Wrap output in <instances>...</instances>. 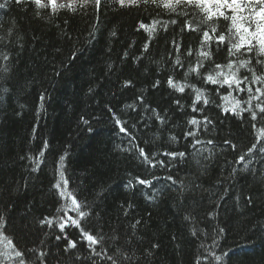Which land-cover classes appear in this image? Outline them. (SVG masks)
Here are the masks:
<instances>
[{"label": "trees", "instance_id": "trees-1", "mask_svg": "<svg viewBox=\"0 0 264 264\" xmlns=\"http://www.w3.org/2000/svg\"><path fill=\"white\" fill-rule=\"evenodd\" d=\"M106 17L101 15V32L108 33L111 25L117 34L115 37L110 33L101 36L98 32L96 39L100 42H94L92 50L88 44L94 22L91 8L84 18L71 17L67 26L57 17L36 19L31 10L26 13L15 5L0 10V47L9 41L14 42L15 48L23 45L16 63L21 84L10 105L5 98L0 107L3 128L0 132V181L21 189L19 194L27 199V207L36 220L33 228L24 233L13 228L0 229V264H13V260L8 259L7 240L26 251L34 250L35 254L28 252L32 257L30 264H40L36 259L40 252L53 258L51 264H73V257L62 253L66 243L63 237L67 233L70 239L78 238V230L69 225L65 233L59 231L56 217L63 216V212L58 210L70 201L60 198L52 186L60 178L59 157L65 152L68 153L64 168L67 191L77 199L88 197L90 202L89 191L99 190L93 186L102 185L108 193L100 215L81 221V225L95 233L94 225L99 222L109 246L114 243L111 237L132 232L143 245L152 242L161 245L156 250L159 255L151 264H197V261L200 264H264V233L257 227L264 226V168H261L259 157L252 163H248L247 157L245 162L239 161V155L254 142L257 130L264 129V121L258 120L253 129L245 114L244 122L224 119L223 123L217 122L214 131L210 126L205 132L202 124L197 130L195 125L188 123L193 116L202 120L208 115L219 121L223 108L232 107L235 100H243L246 95L236 92L229 95L227 89H221L217 95L210 91L212 86L209 85L206 94L210 110L192 113L194 94H190L189 89L181 95L164 91L163 79L159 89L153 90L151 83L170 73L181 83L200 87L194 74L183 75L188 64L195 63L196 40L184 41L192 46L193 57H186L182 47L181 60L185 69L173 71L167 56L169 48L163 42L164 33L158 26L149 47L152 55L144 54L139 62L133 63L147 38V34L134 30L135 13L127 16L108 12ZM143 19L149 22L147 16ZM56 25H60L65 34ZM76 48H89V51L83 59L72 62L77 66L65 75L64 62ZM125 51L129 53L127 59H123ZM219 62L225 61L221 58ZM56 70L61 71V76L55 75ZM126 79L133 81L132 88L123 87ZM90 87L94 89L92 93L88 92ZM41 94L45 96L43 109L40 108ZM139 96L144 97V105L139 103ZM173 96L181 98L184 111L169 103ZM109 108L126 122L128 132L136 137L134 143L144 148L150 158L154 156V163L163 159L165 168L158 164L151 168L141 163L142 158H136L138 153L130 143L131 136L119 133ZM152 108L166 110L164 125L152 116ZM82 118L89 120L90 125H83ZM89 126L92 132L87 131ZM187 131H196L195 137L186 140L184 133ZM172 136L177 139L171 140ZM194 139L205 143L193 148ZM208 139L214 143L208 145ZM224 140L236 143L237 149L232 150ZM44 141L48 142V148L40 157ZM164 151H186L187 155L184 160L177 158L170 163L169 158L162 155ZM28 157L40 160L36 173L31 172L33 163ZM233 168L236 169L234 175ZM169 175L176 180L175 185L166 179ZM136 176L153 183L151 186L138 185ZM129 180L133 187H122ZM25 182L26 188L23 187ZM81 188L85 190L81 192ZM249 195L254 198L252 204L245 203ZM129 203L133 208L128 209L129 215L125 217L121 205L127 208ZM24 210L25 205L21 203L18 216H23ZM213 211L217 213L215 219L209 215ZM69 215L74 213L69 212ZM43 216L53 218L52 227L39 225ZM136 219H140L141 224L132 229L131 224ZM220 227H224L225 232L213 247V237ZM57 235L61 236L59 241L55 238ZM83 247V242L78 243L73 250L76 256L85 255ZM222 251L234 252L232 259L225 257L217 262L215 256Z\"/></svg>", "mask_w": 264, "mask_h": 264}, {"label": "snow or ice", "instance_id": "snow-or-ice-1", "mask_svg": "<svg viewBox=\"0 0 264 264\" xmlns=\"http://www.w3.org/2000/svg\"><path fill=\"white\" fill-rule=\"evenodd\" d=\"M13 5L18 6L21 11L26 13L31 10V14L36 19L60 18L65 26L71 17L80 16L84 18L89 15V8H91V20L94 22L91 23V31L89 32L91 39L88 44L92 50L95 49V43L100 42L96 39L98 32L101 36L110 33L112 37H115L117 34L116 31L112 30L111 25L108 26V33L101 32L99 26L102 23V14L107 18L108 12H113L114 15L127 16L135 13L137 19L134 30L137 33L147 34V38L140 50V55L135 56L132 62H139L144 54L152 55L149 47L159 26L164 33L163 42L169 48L167 56L173 71L185 69V64L181 60V49L184 48L186 57H193L192 46L185 44L184 41L195 39L197 42L195 63L190 62L183 75L194 74L201 86L181 83L168 73L161 78L154 79L151 88L153 90L161 88L163 79L164 91L170 90L172 93L182 95L186 89H189L190 94H194L191 100V112L201 114L210 110V99L206 94L209 91L207 89L209 85L212 86L210 91L217 95L221 89H227L229 95L232 92L246 95L243 100H235L232 107L223 108L219 121L209 118L208 115H204L202 120L193 116L188 123L195 125L197 130L202 124L205 132H208L210 126L214 131L217 122L223 123L224 119L232 120L235 118L244 122L245 114H247L248 122L253 129L257 127L256 122L258 120L264 121V0H3L0 2V10L9 9ZM61 12L64 13L63 16L60 15ZM144 16L148 17V23H145ZM56 27L62 34H65L60 25H56ZM8 35H12L11 31ZM22 49L23 45L15 48L13 41H9L8 44L0 47V107H2L5 98L10 105L21 84L22 77L18 75L19 69L16 67V63ZM87 51L89 48H76L71 52L68 60L64 62L65 75L77 66L72 62L83 59ZM128 55L129 53L125 51L123 59H127ZM221 58L225 62H219ZM70 63L72 67H68ZM153 71L156 72L155 69ZM55 75L61 76V71L56 70ZM123 87L132 88L133 81L131 79L124 80ZM93 91L94 89L91 87L88 89L89 93ZM39 99L40 108L43 109L44 94H41ZM137 99L141 105H144L143 96H139ZM169 103L177 106L179 111H184L180 97L173 96ZM197 105L201 106L198 108ZM126 107L134 106L127 105ZM145 110H147L146 105ZM108 111L111 113L119 133L131 136L125 127L126 122L122 121L112 111V108H109ZM162 112H165V115H162ZM151 113L160 125L165 124L166 110L152 108ZM81 123L90 125V121L83 118ZM2 131L3 128L0 125V132ZM87 131L92 132L93 129L89 126ZM195 135L196 131H187L184 133V138L187 140L188 137H195ZM33 138H35V129L33 130ZM176 139V136L171 137L173 141ZM135 140L136 137L131 136L130 143L137 150L138 156L136 158H142V164L151 168H155L157 164L161 168L167 166L163 159L156 160L154 163L155 157L150 158L145 153L144 148L134 143ZM262 141H264V129H258L254 142L247 147L246 152L239 155V161L243 163L247 157L248 163H252L255 157H259L261 168H264V143ZM202 143L205 141L194 139L192 147L195 148L196 145ZM206 143L212 145L214 141L208 139ZM224 144L230 146L232 150L237 149V144L231 140H224ZM47 148L48 142L44 141L43 149L39 152L40 157L44 156V149ZM0 152H2V147H0ZM162 155L168 157L171 163L177 161V158L184 160L187 153L186 151H164ZM67 156L68 153L65 152L59 157L58 174L60 178L52 186L57 190L60 198L70 201V203H65L64 207L58 210L63 212V216H57L56 223L61 233H65V228L69 225L77 229L78 238L70 239L65 233L63 238L66 243L62 246V253L70 254L73 257V264H151L152 259L159 255L156 250L161 245L158 242L143 245L133 236L132 232H128L126 236L111 237L110 239L114 243L109 246L102 234L103 229L99 222L94 225L97 229L95 233L82 227L81 221L88 218L94 219L100 215L102 203L107 200L108 193L104 191L102 185L93 186V189L99 190L89 191V196L92 197L90 202L88 197H84L82 200L77 199L75 195L67 191L68 180L64 175ZM28 159L33 163L31 172L36 173L40 166V160H32L31 157ZM245 168L247 169V164H245ZM235 172L236 169L233 168L232 174L234 175ZM153 179L158 178L153 177ZM166 179L172 181L173 185L177 183L171 175ZM135 181L136 184L145 186H151L153 183L152 180L141 179L140 176H136ZM23 187H27V182L24 183ZM122 187L132 188V181L129 180L127 185H122ZM84 190L83 188L80 189L81 192ZM20 191V188H14V185H5L3 181H0V229L13 228L24 233L35 225V215L27 207V199L19 194ZM253 202V196L249 195L245 203L252 204ZM21 203L25 205V214L18 216ZM121 208L123 215L127 217L129 215L128 209L133 208V205L129 203L127 208H124L123 205ZM69 212L74 213V215H69ZM209 215L215 219L217 213L213 211ZM184 219L187 220L188 217L186 216ZM17 220L19 221L18 224ZM52 223L53 218L50 216H43L39 220L41 227L47 225L50 228ZM140 224L141 220L136 219L131 224V228L136 229ZM257 227L261 233H264V226L258 225ZM224 232V227L218 229L216 236L213 237V247L217 244V238L222 236ZM192 235L195 236L196 232L193 231ZM55 238L59 241L61 236L57 235ZM5 239L7 238L5 237ZM81 242L84 245L82 250L85 255L78 257L73 250H76L78 243ZM7 246L9 249L8 259L13 260V264H30L32 257L28 255V252L34 253V250L28 249L26 251L19 245H14L11 240H7ZM213 255L215 254L213 253ZM233 255L234 252L230 254L222 251L220 255L215 256V260L220 262L225 257L231 260ZM36 259L40 261V264H51L53 258L44 252H40ZM197 264L200 262L197 261Z\"/></svg>", "mask_w": 264, "mask_h": 264}]
</instances>
